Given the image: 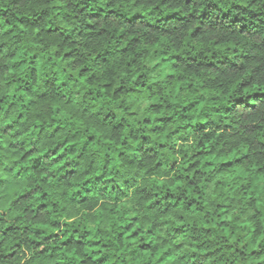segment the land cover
Here are the masks:
<instances>
[{
  "label": "clouds",
  "instance_id": "clouds-1",
  "mask_svg": "<svg viewBox=\"0 0 264 264\" xmlns=\"http://www.w3.org/2000/svg\"><path fill=\"white\" fill-rule=\"evenodd\" d=\"M0 264H264V0H0Z\"/></svg>",
  "mask_w": 264,
  "mask_h": 264
}]
</instances>
